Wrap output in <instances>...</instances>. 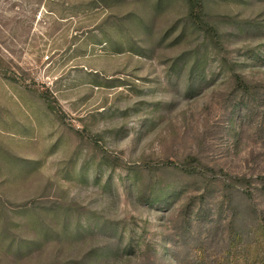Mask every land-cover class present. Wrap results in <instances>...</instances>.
Instances as JSON below:
<instances>
[{
	"label": "rangeland",
	"instance_id": "rangeland-1",
	"mask_svg": "<svg viewBox=\"0 0 264 264\" xmlns=\"http://www.w3.org/2000/svg\"><path fill=\"white\" fill-rule=\"evenodd\" d=\"M203 4L0 0V264H262L264 0Z\"/></svg>",
	"mask_w": 264,
	"mask_h": 264
},
{
	"label": "trees",
	"instance_id": "trees-1",
	"mask_svg": "<svg viewBox=\"0 0 264 264\" xmlns=\"http://www.w3.org/2000/svg\"><path fill=\"white\" fill-rule=\"evenodd\" d=\"M189 4L191 7V17L193 19V21L197 24L200 25L201 27H204L203 25H205V27H208V25L205 23V7L203 4V0H189ZM210 27V26H209ZM242 88L243 89H250L251 87L249 85H247L246 83H242ZM37 94H41L40 92H38L37 90H35ZM42 97H44L42 95ZM47 103H49V106L51 109L56 110L55 106L53 105V102H51V100H49L48 98H46ZM260 222H261V226L264 228V217L260 216ZM262 264H264V261L262 262Z\"/></svg>",
	"mask_w": 264,
	"mask_h": 264
}]
</instances>
